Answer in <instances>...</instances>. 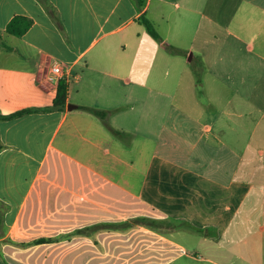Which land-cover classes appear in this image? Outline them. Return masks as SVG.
Returning <instances> with one entry per match:
<instances>
[{
    "label": "crops",
    "instance_id": "crops-1",
    "mask_svg": "<svg viewBox=\"0 0 264 264\" xmlns=\"http://www.w3.org/2000/svg\"><path fill=\"white\" fill-rule=\"evenodd\" d=\"M48 1L60 24L39 0H0V113L31 109L0 119V264H264V84L259 105L236 104L216 70L206 106L176 93L153 130L157 90L173 100L196 82L138 20L192 49L222 11L264 27V0ZM16 15L33 20L21 35L6 31ZM260 35L247 55L262 56ZM52 59L64 109H44ZM79 105L122 107L108 121L125 138Z\"/></svg>",
    "mask_w": 264,
    "mask_h": 264
},
{
    "label": "rangeland",
    "instance_id": "rangeland-1",
    "mask_svg": "<svg viewBox=\"0 0 264 264\" xmlns=\"http://www.w3.org/2000/svg\"><path fill=\"white\" fill-rule=\"evenodd\" d=\"M229 13V12H228ZM221 18L219 20V25H210L207 27L205 24L202 29L201 41L193 43L195 47L192 49L189 48L190 42L186 41L184 44L186 48L190 49L193 53L201 55L205 67L203 71V81L206 79L207 85H203V90L201 93L200 101L206 106L208 103V98L212 96V81L210 80L213 76L214 71L217 70L218 80L221 82L220 86L225 90L222 91V94L227 95V93L232 94V97L235 100V103H242L245 99L246 92L249 96L250 103L260 104L259 93L261 91L257 90V86L261 83L264 84V42L255 41L253 37V44L255 52H261L262 56H256L249 53L247 55L248 45L250 37L258 31L261 33L260 38L264 36V27L257 25L255 21L252 23V26H244L242 20L238 18L229 19L225 15L226 12L222 11ZM248 28V29H247ZM251 28V30H249ZM209 29V30H207ZM246 29V30H245ZM248 30V34H246ZM233 34H239L244 38V42L239 41L235 38ZM252 34V35H251ZM264 40V38H263ZM214 49L215 51L220 52L219 58L213 62L212 69H209L208 62L212 61V55L209 53ZM232 51H237L236 54H232ZM176 56V54H173ZM180 61H186L184 56L178 55ZM232 72V74L230 73ZM205 82V81H204ZM250 90H248V89ZM199 89L197 86L192 85L182 90H172V99L169 100V97L161 94L158 90L157 98L162 100V104L157 105L156 113L154 116L153 130H155L158 124L162 121L164 115L166 114L170 103L174 102V95L177 93L185 95L187 99L195 98V95L198 94ZM199 96V95H198ZM183 97V96H182ZM172 100V101H171ZM190 102V100H189ZM190 105L192 106L191 102ZM146 121L141 119V126H144ZM148 123H146L147 125ZM195 253L196 251H190Z\"/></svg>",
    "mask_w": 264,
    "mask_h": 264
},
{
    "label": "trees",
    "instance_id": "trees-1",
    "mask_svg": "<svg viewBox=\"0 0 264 264\" xmlns=\"http://www.w3.org/2000/svg\"><path fill=\"white\" fill-rule=\"evenodd\" d=\"M39 1L50 11V13H51L53 19L56 21V23L60 24V21H59L57 15L55 13L53 7L51 6L50 2L48 0H39ZM134 2L136 3L137 7L142 11L144 6H145L146 0H134ZM138 20L141 24H143L145 26L147 32L154 39H156L162 45V47L164 49L172 52L173 54L182 55L186 58L189 66L192 70V73L194 75L196 86L199 89L198 95L201 98V93H202L203 85H204L203 71H204V67H205V64H204V61H203L201 55L193 53L190 49L178 47V46L164 40L160 36L158 31L156 30L154 25L152 24L151 20L146 16L144 11L141 13ZM32 23H33V20L30 17L24 16V15H16L7 24L6 31L10 34L21 35V34L25 33L31 27ZM67 90H68V87H67L66 81L64 79H60L58 81V85L56 88V92H55V96H54L52 104L45 107L44 109H47V110H49V109H64L66 107ZM121 108L122 107H116L113 109H106V108H100V107L91 106V105H79V107H78L79 110L87 112V113L92 114V115L96 116L97 118H99L102 121V123L105 125V127L115 137L124 139L125 135L127 134L126 131L113 127L108 121L109 116L112 113L120 110ZM29 111H31V109L24 108V109H19L17 111H14V112H11L8 114H1L0 113V119L12 118V117L27 113ZM3 147H4V145L0 139V151ZM6 208L7 207L5 205L0 204V222L2 221V215L5 212ZM45 240H46L45 238H39V239L34 240L33 242H43Z\"/></svg>",
    "mask_w": 264,
    "mask_h": 264
},
{
    "label": "built area",
    "instance_id": "built-area-1",
    "mask_svg": "<svg viewBox=\"0 0 264 264\" xmlns=\"http://www.w3.org/2000/svg\"><path fill=\"white\" fill-rule=\"evenodd\" d=\"M46 77L49 81L53 82H58L60 79H63L65 77L63 65L59 61L52 59Z\"/></svg>",
    "mask_w": 264,
    "mask_h": 264
},
{
    "label": "water",
    "instance_id": "water-1",
    "mask_svg": "<svg viewBox=\"0 0 264 264\" xmlns=\"http://www.w3.org/2000/svg\"><path fill=\"white\" fill-rule=\"evenodd\" d=\"M76 106H77V105H75V104H69V105L67 106V109L71 110V109L75 108Z\"/></svg>",
    "mask_w": 264,
    "mask_h": 264
}]
</instances>
